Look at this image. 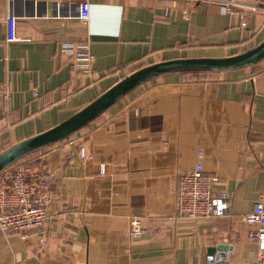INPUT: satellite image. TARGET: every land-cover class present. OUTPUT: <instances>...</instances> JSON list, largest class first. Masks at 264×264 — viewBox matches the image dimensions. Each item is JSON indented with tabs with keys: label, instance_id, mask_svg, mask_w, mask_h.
<instances>
[{
	"label": "crops",
	"instance_id": "obj_1",
	"mask_svg": "<svg viewBox=\"0 0 264 264\" xmlns=\"http://www.w3.org/2000/svg\"><path fill=\"white\" fill-rule=\"evenodd\" d=\"M0 0V154L69 119L125 77L157 63L224 58L264 41V12L238 27L221 8L169 0ZM264 5V0H261ZM18 18L9 43L7 17ZM87 43L91 73L62 52ZM84 157L79 156L80 151ZM204 169L230 210L207 220L177 212L182 175ZM18 162L50 175L45 243L0 230V264H256L264 205V60L226 72L153 79L71 137ZM139 220L141 237L129 235Z\"/></svg>",
	"mask_w": 264,
	"mask_h": 264
},
{
	"label": "built area",
	"instance_id": "obj_2",
	"mask_svg": "<svg viewBox=\"0 0 264 264\" xmlns=\"http://www.w3.org/2000/svg\"><path fill=\"white\" fill-rule=\"evenodd\" d=\"M181 1L188 5L198 3L212 4L223 10L238 27L245 29L248 17L263 13L261 0H169ZM90 4L87 0L80 3V18L88 20ZM18 18L12 14L7 17V40L9 43L27 38L17 34ZM62 52L71 57L78 70L91 73L94 57L87 43H67ZM9 88L0 84V101H10ZM81 158L84 152L79 153ZM205 153L200 150L197 163L182 175L177 199V212L180 216L213 220L224 217L230 210V195L226 191L216 192V180L207 175L204 169ZM52 184L48 170L44 166H35L32 162H16L0 172V230L3 233H15L23 238L31 234H40L45 243L48 224V205L52 197ZM243 221L254 227L252 233L256 241L258 259L256 264H264V205L257 203L254 209L243 217ZM144 229L139 220L131 222L129 235L141 237ZM217 255H208L206 264H218Z\"/></svg>",
	"mask_w": 264,
	"mask_h": 264
},
{
	"label": "water",
	"instance_id": "obj_3",
	"mask_svg": "<svg viewBox=\"0 0 264 264\" xmlns=\"http://www.w3.org/2000/svg\"><path fill=\"white\" fill-rule=\"evenodd\" d=\"M264 60V41L244 53L224 58L165 61L144 67L125 77L84 109L39 135L26 139L0 154V172L21 159L63 141L86 127L139 86L162 76L178 73L226 72L248 68Z\"/></svg>",
	"mask_w": 264,
	"mask_h": 264
}]
</instances>
